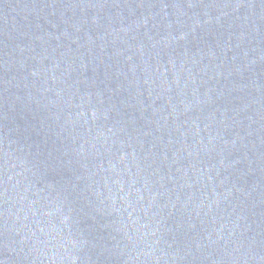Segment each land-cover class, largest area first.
Instances as JSON below:
<instances>
[{
    "label": "water",
    "instance_id": "obj_1",
    "mask_svg": "<svg viewBox=\"0 0 264 264\" xmlns=\"http://www.w3.org/2000/svg\"><path fill=\"white\" fill-rule=\"evenodd\" d=\"M3 264H264V0H0Z\"/></svg>",
    "mask_w": 264,
    "mask_h": 264
},
{
    "label": "snow or ice",
    "instance_id": "obj_2",
    "mask_svg": "<svg viewBox=\"0 0 264 264\" xmlns=\"http://www.w3.org/2000/svg\"><path fill=\"white\" fill-rule=\"evenodd\" d=\"M0 264H3V262H2V261H0Z\"/></svg>",
    "mask_w": 264,
    "mask_h": 264
}]
</instances>
